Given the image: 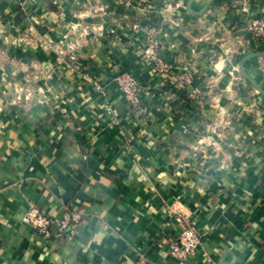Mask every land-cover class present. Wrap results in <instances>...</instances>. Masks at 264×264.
Here are the masks:
<instances>
[{"label":"crops","instance_id":"0c3cea01","mask_svg":"<svg viewBox=\"0 0 264 264\" xmlns=\"http://www.w3.org/2000/svg\"><path fill=\"white\" fill-rule=\"evenodd\" d=\"M207 1L0 0V264H264V47L246 58L244 29L264 0ZM124 71L142 115L113 80ZM179 216L199 236L184 258L168 245Z\"/></svg>","mask_w":264,"mask_h":264},{"label":"built area","instance_id":"2783aa9c","mask_svg":"<svg viewBox=\"0 0 264 264\" xmlns=\"http://www.w3.org/2000/svg\"><path fill=\"white\" fill-rule=\"evenodd\" d=\"M127 2V1H125ZM131 27L139 30L143 34L144 46L142 49L143 58L150 64L153 72L160 74H167L172 65L170 62L164 60L160 54L161 42L158 37L155 36L153 28L148 24L133 22ZM251 36L252 43L249 47L250 51L258 52L261 49V44H264V17H252L244 28ZM84 80L90 81L91 78L87 75H83ZM181 78L187 83L191 80L189 74H183ZM113 80L116 82L119 90L121 91L124 99L131 109L135 113L142 115L146 112V106L142 103L141 93L143 86L138 82L132 73L124 71L114 75ZM93 86L97 94L104 93V85L102 82L93 81ZM194 94H199L200 90L197 88L193 89ZM30 93L26 94V98L29 97ZM24 221L29 223L38 234L47 236L50 232L52 219L43 210L36 206H30L25 215ZM180 232L176 239L169 241V252L171 255L179 258H184L193 253L199 242V236L190 218L186 216L178 217ZM79 223L78 215H64L60 220V230L68 229L70 234H74L77 230Z\"/></svg>","mask_w":264,"mask_h":264},{"label":"water","instance_id":"95a60500","mask_svg":"<svg viewBox=\"0 0 264 264\" xmlns=\"http://www.w3.org/2000/svg\"><path fill=\"white\" fill-rule=\"evenodd\" d=\"M210 1H211V0H208V1H207V4L210 3ZM207 4H206V5H207ZM206 5H205V7H206ZM205 7H204V9H205ZM204 9H203V10H204ZM258 53H259V52H253V53H250L249 55H247L246 58H249V57L255 56V55H257ZM260 91H261V89H260Z\"/></svg>","mask_w":264,"mask_h":264},{"label":"rangeland","instance_id":"374dc122","mask_svg":"<svg viewBox=\"0 0 264 264\" xmlns=\"http://www.w3.org/2000/svg\"><path fill=\"white\" fill-rule=\"evenodd\" d=\"M261 47H264V45H261ZM261 49H259V51H260Z\"/></svg>","mask_w":264,"mask_h":264},{"label":"trees","instance_id":"16d2710c","mask_svg":"<svg viewBox=\"0 0 264 264\" xmlns=\"http://www.w3.org/2000/svg\"><path fill=\"white\" fill-rule=\"evenodd\" d=\"M262 50V49H261Z\"/></svg>","mask_w":264,"mask_h":264}]
</instances>
